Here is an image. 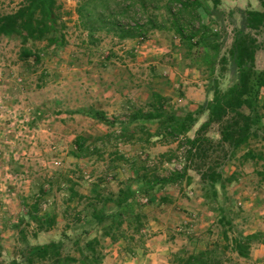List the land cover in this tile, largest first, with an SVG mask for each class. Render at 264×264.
Here are the masks:
<instances>
[{
    "label": "rangeland",
    "instance_id": "374dc122",
    "mask_svg": "<svg viewBox=\"0 0 264 264\" xmlns=\"http://www.w3.org/2000/svg\"><path fill=\"white\" fill-rule=\"evenodd\" d=\"M23 1L0 0V16ZM82 1L58 0L55 35L62 42L52 43L51 34L28 42L39 58L21 55L20 36L0 37V264L18 257L24 245L51 241L63 242V255L80 258L94 238L101 264H154V258L179 264L176 254L204 251L215 252L214 264H264V88L247 145L223 142L221 123L201 132L203 141H189L208 119L203 105L215 87L237 79L234 61L223 73L219 61L237 31L262 43L256 70H264V32L246 20L248 9L264 11L261 0H200V20L217 33L210 38L219 52L192 46L175 31L168 6L177 11L188 0H135L124 21L144 23L152 15L162 27L127 39L105 28L88 30L77 12ZM126 3L116 0L114 8L122 11ZM154 93L167 99L169 113L195 114L188 132L151 136L159 122L125 123L159 104ZM96 111L108 120L94 117ZM214 171L216 188L200 175ZM128 186L132 206L99 223L97 213L116 212L118 194ZM163 230L166 240L151 247L181 250L144 258ZM251 233L258 238L249 256H241L233 239Z\"/></svg>",
    "mask_w": 264,
    "mask_h": 264
},
{
    "label": "trees",
    "instance_id": "16d2710c",
    "mask_svg": "<svg viewBox=\"0 0 264 264\" xmlns=\"http://www.w3.org/2000/svg\"><path fill=\"white\" fill-rule=\"evenodd\" d=\"M116 0H83L77 12L84 20L88 30L96 31L105 28L118 34L122 39L144 36L151 29L160 28L155 16L150 15L146 22L124 21L123 16L129 12L136 4L135 0H125L126 9L117 11L114 8ZM182 1V0H171ZM145 1H142L144 3ZM264 5V0H261ZM145 5V4H144ZM200 0L182 2L181 8L174 11L173 6H168V12L173 16L175 31L186 38L192 46L204 45L210 46L216 52H219L218 45H211L213 42L210 35L217 33L200 20L197 7H202ZM61 5L58 0H24L18 9L12 13L0 16V37L1 36H20L23 39L21 55L25 58L36 57L30 47L26 46L28 42L41 41L52 35L51 42L59 44L62 42L57 32L56 24L60 19ZM188 14V18L183 17ZM199 17V19H197ZM200 21L198 29H195L196 22ZM247 26L250 29L264 32V11L248 9L246 11ZM190 30V31H189ZM189 32L190 34H187ZM260 41L250 32L237 31L229 50V55H223L219 61L223 73L226 70V64L233 60L237 68V79L226 89L217 86L214 90V97L207 101L203 106V112L208 114V119L201 125L197 136L189 139L194 145L203 141L201 132H205L213 123L222 124L221 139L234 148H240L247 145L253 136V126L256 121L257 107L260 104L261 91L264 88V70H256V52L261 47ZM230 56V57H229ZM155 100L159 102L154 104L153 109L134 113L125 123L134 121H152L159 122V128L151 136L175 137L179 134L188 132L190 124L196 121L195 114L188 113L185 117L169 113L166 110L167 99L159 93H154ZM248 109V112L246 111ZM94 117L102 121H107V115L102 111L92 113ZM258 116V115H257ZM145 128V125H143ZM78 146L83 151V143ZM86 152V151H85ZM79 155H86L87 153ZM202 181H208L210 186L216 188L219 183V173L215 172L208 175L205 172L200 173ZM167 179L166 181H175ZM214 196L217 191L213 189ZM133 190L128 186L121 189L116 200V206L119 208L111 215L105 209L97 213L96 219L99 223L107 217L112 216L116 219L117 215L123 214V209L132 206L134 197ZM134 204V203H133ZM121 210V211H120ZM54 224V220L50 221ZM112 234V233H111ZM228 238V237H227ZM258 238L257 233L241 235L233 239V250L239 255L248 257L251 244ZM95 240V241H94ZM97 239L89 240L85 248L82 249V257L77 258L71 255H63V242L51 241L48 243L27 244L19 252L18 257L14 258L9 264H37L38 262H52V264H69V262H80L81 264H101L100 255L96 249ZM214 251H204L201 253H189L187 256L176 254L180 257L179 264H214Z\"/></svg>",
    "mask_w": 264,
    "mask_h": 264
},
{
    "label": "crops",
    "instance_id": "0c3cea01",
    "mask_svg": "<svg viewBox=\"0 0 264 264\" xmlns=\"http://www.w3.org/2000/svg\"><path fill=\"white\" fill-rule=\"evenodd\" d=\"M207 115V114H206ZM208 116V115H207ZM162 233L163 234H160L159 233V235L157 236V237H159L161 240H158V241H160V242H158V241H154L153 243L150 241V243L149 244H147V246H148V248H147V251H146V254H144V258H149V257H151V258H154L155 257V255H156V253H158L159 251H161V252H165V250H170V249H172V250H181V247H182V245L180 246H177V245H175V244H170V245H167V247H168V249H167V247L165 248L164 246L161 248L160 246H161V244H162V242H163V240L162 239H164V240H166V232H165V230H163L162 231ZM158 243L160 246H158V247H156V249H154V247H151L152 246V244H154V243ZM175 245V246H174ZM154 246V245H153ZM160 247V248H159ZM175 248V249H174ZM171 250V251H172ZM139 255V254H138ZM138 255H136V256H138ZM136 261H138V260H136ZM135 261V262H136ZM154 264H162L161 263V261H158V258H154Z\"/></svg>",
    "mask_w": 264,
    "mask_h": 264
}]
</instances>
